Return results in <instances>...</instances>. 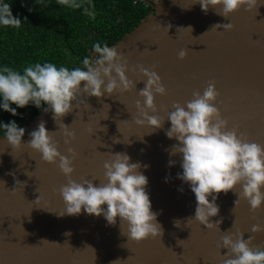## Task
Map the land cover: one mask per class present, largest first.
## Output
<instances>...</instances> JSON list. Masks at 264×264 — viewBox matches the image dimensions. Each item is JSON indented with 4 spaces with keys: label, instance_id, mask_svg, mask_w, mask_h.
<instances>
[{
    "label": "water",
    "instance_id": "1",
    "mask_svg": "<svg viewBox=\"0 0 264 264\" xmlns=\"http://www.w3.org/2000/svg\"><path fill=\"white\" fill-rule=\"evenodd\" d=\"M142 1L153 11L109 47H117L129 67L139 64L160 76L166 94L154 95L157 111L149 114L165 118L163 127L151 131L132 122L135 101L142 102L137 93L144 78L127 71L135 84L128 91L100 98L82 93L85 103L59 121L51 111L42 110L19 125L25 129L19 148L12 149L0 136V264H111L117 259L116 264H221L227 249L217 247L220 237L236 230L244 239L253 237V246L264 248V231H250L253 224L264 226V203L250 211L241 198L234 207L239 184L216 194L219 211L209 221H220L219 229H207L194 218L187 221L195 212V196L177 178L182 171L180 157L170 155L177 142L165 135L173 103L184 105L194 91L202 93L212 81L219 93L214 103L227 127L235 126L249 142L264 145V0L247 10L241 6L226 17L218 14L221 6H209L205 12L199 3L191 4L193 0ZM225 23L233 27L212 28ZM189 26L191 32L185 29ZM181 50L186 52L183 59L178 57ZM41 121L61 154L68 155L69 147L75 151L72 179L77 182L103 181V164L111 153H126L130 162H139L162 234L135 242L122 234L126 225L119 217L109 225L103 216L83 209L78 215H58L63 209L59 188L67 179L58 161L43 162L24 144ZM60 123L75 133L67 145ZM169 160L174 161L171 166Z\"/></svg>",
    "mask_w": 264,
    "mask_h": 264
},
{
    "label": "clouds",
    "instance_id": "2",
    "mask_svg": "<svg viewBox=\"0 0 264 264\" xmlns=\"http://www.w3.org/2000/svg\"><path fill=\"white\" fill-rule=\"evenodd\" d=\"M83 2L84 0H58V3L69 8L83 7L85 15L95 18L91 0H88L87 6H83ZM256 2L257 0H193L191 4L199 3L201 10L205 12L209 6H221L218 14L226 17L241 6L245 10L250 9ZM20 24L21 19L13 16L11 5L6 0H0V25L18 28ZM232 27L231 23H225L212 28L227 30ZM185 29L191 32L190 26ZM93 51L98 54L94 60L85 56L82 60L83 67L73 69L58 67L52 62H36L24 67L22 71L0 65V109L16 116L18 108L31 104L40 109L43 102L42 110L51 111L54 120L59 121L73 107L79 108L85 103L80 98L82 93L100 98L105 94L126 92L134 87L133 80L126 76V72L131 71L144 78V87L137 93L142 102L139 99L135 101L136 114L132 116V122L151 131L162 128L165 118L149 114L157 111L154 95L166 94L160 76L139 64L129 67L128 61L117 51V47H109L107 44L102 46L97 42L93 44ZM185 55L184 50L178 53L180 59ZM81 82H84L82 87ZM218 95L215 83L210 81L202 93L194 91L192 99L184 105L173 103V110L166 117L170 127L165 130V135L177 142L171 146L170 155L178 154L180 157L182 171L177 173V178L189 185L196 200L194 215L187 221L194 218L207 229L218 228L220 223L216 221L213 224L209 221V217L216 216L219 211L215 202L216 194L227 193L237 184L241 190L235 192L237 199L233 202L234 207L241 198L247 200L250 211L258 209L264 203V145L249 142L243 133H237L235 126L231 129L227 127V119L222 117L214 103ZM12 104L15 107H11ZM0 129L4 130L2 139L12 149L20 147L25 132L23 127H19L15 120H10L8 123L0 121ZM59 129L66 145L75 138V133L67 125L60 123ZM49 133L41 121L29 133L30 139L24 144L38 152L43 162L58 161L57 167L67 179V183L59 188L63 209L58 215H78L83 209L86 214L103 216L109 225H114L119 217L120 223L126 225V231L121 228L122 234L135 242L162 234V227L156 219L157 213L151 210L146 191L148 179L140 171L139 162H130L126 153H111V159L103 164V181L94 184L92 179L82 178L77 182L72 179L75 151L69 147L68 155L61 154ZM168 163L171 166L174 161L169 160ZM176 223L178 225L180 222ZM250 231H264V226L253 224ZM64 235L70 233L65 232ZM252 239L253 237L244 239L240 230L222 235L217 247H223L227 252L221 264H264V248L253 246ZM42 241L49 242L46 239ZM117 261L119 259L111 264H116Z\"/></svg>",
    "mask_w": 264,
    "mask_h": 264
},
{
    "label": "trees",
    "instance_id": "3",
    "mask_svg": "<svg viewBox=\"0 0 264 264\" xmlns=\"http://www.w3.org/2000/svg\"><path fill=\"white\" fill-rule=\"evenodd\" d=\"M155 3L157 0H150ZM20 26L0 25V65L21 70L36 62H52L69 69L83 67L85 56L94 60V43L110 46L138 25L153 8L142 0H91L95 18L82 8H69L58 0H6ZM88 5L84 0L83 6ZM11 107H15L14 104ZM44 108L29 104L17 115L0 109V121L24 124ZM0 129V136H3Z\"/></svg>",
    "mask_w": 264,
    "mask_h": 264
}]
</instances>
